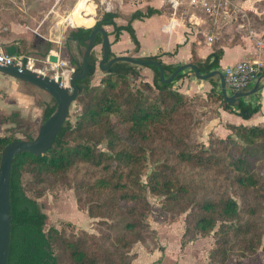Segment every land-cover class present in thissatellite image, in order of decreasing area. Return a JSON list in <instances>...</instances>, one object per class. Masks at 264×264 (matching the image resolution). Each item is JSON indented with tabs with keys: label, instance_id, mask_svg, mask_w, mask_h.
<instances>
[{
	"label": "trees",
	"instance_id": "obj_1",
	"mask_svg": "<svg viewBox=\"0 0 264 264\" xmlns=\"http://www.w3.org/2000/svg\"><path fill=\"white\" fill-rule=\"evenodd\" d=\"M156 13H160V10L149 8L146 13L136 12L127 25L120 26L115 22L118 13L106 12L92 27L71 29L65 44L71 57L72 75L83 69L89 37L97 27L112 26L114 42L120 39L123 31H127L138 49L140 43L132 21L150 17ZM249 16L252 26L264 33V16L254 12H249ZM13 43L15 42L10 44L13 45ZM100 45L103 46V35L98 33L89 56L88 75L76 81L79 88L76 101L82 105L78 125L75 127L72 125L69 114L48 152L42 155L20 153L13 159L8 264H104L90 252L89 248L90 240L98 238L86 232L83 234L73 232L68 235L64 229L59 230L55 227L45 229L48 216L38 200L42 196L41 190L47 186L49 178L65 177L81 165H89L100 168L104 173L109 172L111 177L117 178V181L112 185L109 180L102 177L90 185L79 182L76 188L80 208L85 209L86 202L83 203L79 194H86L89 190H99L120 194L119 198L107 197L110 201L107 211L120 212L118 201L124 203L127 201L128 208L125 209L127 211L129 209V213L132 211L133 215H142L146 201L144 189L138 183L139 170L142 167L141 157L144 155V146L140 143H151L157 140V137H163V142L169 141L178 150L177 159L179 158L183 163L213 170L221 177L223 170H226L227 176H233L231 182L234 186L237 185L254 194L255 203L252 202V204L256 207H250L251 203L246 204L249 205L246 208L250 216L248 219L241 217L242 208L239 202L229 195L218 200L210 199L200 203L196 211L188 217L189 225L186 231L190 238L206 236L220 221L222 227L217 231V244L219 243L220 246L212 251V256L214 254L220 256L213 257L211 264H225L223 258L227 261L231 254L254 259L259 248H263L264 251V176L262 175L264 126L229 124L232 133L227 139L212 138L209 150L199 149L197 145L189 142V129L192 122L191 99L174 88L175 83L185 76V70L177 74L174 81L165 83L160 78L158 66H147L154 73L152 82H143L140 87L131 89L125 85H128L129 77L140 75V67L130 62L119 61L115 62L110 70L105 71L107 77L102 81L103 86L93 87L91 82L101 59L96 48ZM222 56L223 49L217 46L207 59L196 61L194 64L198 66L201 74H207L219 69ZM113 57L114 54L110 51V58ZM146 59L160 61L166 78L179 67L163 63L158 56ZM209 80H214V77ZM216 87L217 82H213L210 94L220 100L225 110L236 113L243 119H250L259 112L258 105L253 106L242 99H239L238 103H228L224 99L223 92L217 91ZM41 105L43 124L55 112L57 101L51 96L49 102ZM158 126L162 128L151 134V128ZM89 128L109 130L111 153L99 150L88 141L89 138L83 136ZM32 138L34 137L30 135L26 137V139ZM16 139L20 138L0 135V164L3 149ZM75 141L76 143L72 144ZM227 155L228 159H226ZM115 161L117 167H113ZM134 169L136 173H133ZM167 177L166 173L153 174L149 181L152 191L157 194L164 191L170 192L175 186V181L166 179ZM104 204L105 202L99 205L94 204L95 210L90 205L89 216L104 215L106 210L103 209ZM137 227V220L133 217L125 224L124 229L127 232H134ZM116 241L126 251L131 250L135 242L134 239L130 242L125 235L117 236ZM111 262L112 264H131L129 258L112 259Z\"/></svg>",
	"mask_w": 264,
	"mask_h": 264
},
{
	"label": "rangeland",
	"instance_id": "obj_2",
	"mask_svg": "<svg viewBox=\"0 0 264 264\" xmlns=\"http://www.w3.org/2000/svg\"><path fill=\"white\" fill-rule=\"evenodd\" d=\"M75 1L0 0V18L8 16L10 19L26 24L34 19L38 22L41 20L39 19L40 17L47 14L46 9H51L53 5L52 9L58 13L50 14L51 18L57 16L54 20V25L57 22L63 24L64 21H72V19L66 18L61 12H64L69 6H73ZM233 1L236 3V0ZM65 3L69 4V6L67 7ZM62 5H66L64 9ZM257 13L264 16V0L257 3ZM5 26L6 24L1 22V34L6 33ZM54 36L52 35L53 38L59 39V37ZM57 43L55 48L58 50V53H54L59 58L57 63H52L45 52L23 53L40 59L38 68L45 75L52 78L58 77L59 82L63 83L66 87H70L73 72V66L70 62L71 57L64 40L63 42L59 40ZM0 44L5 47L4 43L0 42ZM61 50L68 52L66 56L68 61H63V57L61 59ZM96 51L101 55L102 59V45L98 46ZM139 67L141 71L140 75L129 77L127 81L128 85L126 84L125 86L136 89L143 82H152L154 73L152 78L147 79L146 75L142 74V67ZM188 73L194 75L192 70H185V76ZM105 77H107V73L98 67L91 85L93 87H102V81ZM174 88L180 91L181 87L175 83ZM216 90L220 91L218 86ZM211 91L212 89L206 96L200 93L189 95L180 91L191 99L190 112L192 113V122L189 129V142L197 145L199 149L204 148L209 150L212 138L225 140L232 133V130L228 126L231 123H227L224 128L222 122L217 123L219 108H223V106L217 97L211 96ZM50 100L51 96H40L37 102L41 105ZM81 113L82 105L75 101L71 106L69 115V120L74 127L78 125ZM11 115H9V118H6L0 114V121L3 124L10 122L11 126L2 129L3 125L0 122V135H12L20 139H26L29 135L32 137L37 135L42 125V120H40L39 116L38 120H34L31 117L25 116L21 118L17 114L12 117ZM160 128L162 126H158L157 128L152 127L150 133L154 134ZM109 135L110 132L106 128H89L83 134L84 137L89 138L88 141L93 146H97L99 150H103L106 153H111L112 150L109 149ZM74 143L76 141L72 142V144ZM140 144L144 146V155L141 157L142 167L139 170L138 183L144 189L146 201V207L145 209L143 208L144 212L142 215H133L134 212L132 211H130L132 214L129 213V209L128 211L125 209L128 208L127 201L125 203L118 201L117 204H119L118 208L120 212L107 211L106 208L110 203L107 197L111 199L119 198L120 194L101 192L99 190H89L86 194H79L82 201H84L83 203L86 202L84 204L85 209L80 208L76 188L79 182L90 185L102 177L109 180L112 185L117 181V178L111 177L109 172L104 173L100 168L81 165L65 177L49 178L46 183L47 186H44L41 190L42 196L38 200L42 205L43 211L48 216L45 229L48 230L51 227L59 230L64 229L68 235L73 234V232L76 234L86 232L98 238L97 240H90L89 248L90 252L104 264H112V259L125 260V258H129L131 264H211L213 257L220 256L216 254L212 256V251L220 246L219 243L217 244V231L221 229L222 222L219 221L214 230L206 236L190 238L189 233H186L187 226L189 225L188 217L192 212L196 211L198 205L203 201L210 199L218 200L230 195L239 202L242 208L241 217L248 219L250 216L246 208L249 205L246 204L251 203L250 207H256L255 204H252V202L255 203L254 194L237 185L234 186L231 182L233 176H227L226 170H223L221 177L217 175L219 174L218 172H214L213 170L194 167L191 163H183L176 157L178 150L169 141L163 142V137H157V140H153L148 144L146 142ZM120 145H123L122 142ZM226 159H228V155ZM116 163L115 161L113 167H117ZM228 168L230 169V167ZM133 173H136V169H134ZM155 173L161 175L166 173L168 176L166 179L170 178L175 181V186L172 187L170 192L164 191L157 194L152 191L149 181ZM262 175L264 176V166L262 167ZM104 202L103 209H106L104 215L98 217L89 216L88 208L90 205L95 210L94 204L99 205V203ZM133 217L136 218L138 227L134 232H127L124 226ZM120 235H125L130 242L133 239L135 240L131 250H123L117 243L116 237ZM223 260L225 264H264V251L263 248H259L254 259L231 254L228 258L229 261L227 260L228 262L224 258Z\"/></svg>",
	"mask_w": 264,
	"mask_h": 264
},
{
	"label": "crops",
	"instance_id": "obj_3",
	"mask_svg": "<svg viewBox=\"0 0 264 264\" xmlns=\"http://www.w3.org/2000/svg\"><path fill=\"white\" fill-rule=\"evenodd\" d=\"M184 3L179 11L169 8L168 0H76L73 6L67 4L66 18L72 19L74 26H70L67 21L62 24L51 18L50 14L55 13L52 8L46 9L47 14L40 17L38 22L33 20L30 23H22L10 19L8 16L0 18L4 22L6 33H0V42L5 48L8 44L15 45L19 53L45 52L46 55L58 53L55 48L57 41L64 43L67 41L69 29L77 27H92L106 12L118 13L115 22L120 26H125L136 12L146 13L149 8L160 10V13L153 14L143 19H135L132 26L136 37L140 43L138 49L132 41L130 34L123 31L120 39L114 42L112 34L113 27L107 26L111 42L110 51L115 56H131L140 59L158 56L160 60L168 65L181 66L187 63H196L207 59L217 46L223 49V56L220 60L219 70L224 71L227 67L233 66L244 60L257 61L262 65L258 78L249 86L245 92L252 91L261 79L257 92L240 99L255 106L260 110L250 119H243L236 113L219 108L217 123L222 122L223 128L227 123L245 126H264V50L259 51L253 39L246 31L237 30L236 21L219 19L213 21L204 11L193 7L190 0H183ZM261 0H236V3L249 12L257 13V3ZM66 5H62L64 9ZM69 28V29H68ZM262 32V31H261ZM60 33V34H59ZM214 34L216 40L209 44L206 35ZM52 35H55L53 38ZM10 44V45H11ZM19 49V50H18ZM56 49V50H55ZM103 50V46H102ZM61 59L68 61V52L60 51ZM70 56V55H69ZM71 62V58H70ZM142 67V74L147 79L152 78L153 71L147 66ZM190 70V69H186ZM214 80L199 79L191 73L185 78L176 82L180 85V91L189 95L200 93L205 95L212 89L213 82H217L219 90L222 91L221 80L218 75H214ZM217 80V81H216ZM227 95L232 96L235 92L227 85ZM40 96H51L39 87L0 73V114L9 118L15 114L18 117H28L42 120L43 107L37 100ZM239 99L235 103H238ZM1 122V121H0ZM2 123V122H1ZM14 123V122H11ZM3 128H9L10 122L3 124ZM1 129V131H2ZM226 131V130H225Z\"/></svg>",
	"mask_w": 264,
	"mask_h": 264
},
{
	"label": "water",
	"instance_id": "obj_4",
	"mask_svg": "<svg viewBox=\"0 0 264 264\" xmlns=\"http://www.w3.org/2000/svg\"><path fill=\"white\" fill-rule=\"evenodd\" d=\"M98 33L103 35V57L99 62V68L103 71H108L115 62L124 61L130 62L139 66L156 65L160 70V78L165 83L174 81L177 74L190 69L199 79L205 80L218 75L221 80L222 92L225 101L230 104L236 102L237 99L247 97L257 92L261 79L258 81L256 87L250 92H236L232 96L227 95V83L224 72L216 69L207 74H201L200 69L194 63H187L179 66L168 78L165 77V70L160 61L150 59H140L131 56H115L110 58L111 42L107 30L103 27H97L89 37V44L85 51L83 59V69L81 72L72 75L70 80V87L62 85L55 78L38 72L20 68L16 65H6L0 62V73L10 77L31 83L40 89L49 93L56 101L57 108L52 116L43 123L37 135L32 139H16L5 146L2 151V159L0 164V264H8L10 237H11V206H10V189H11V171L13 159L20 153H32L34 155H42L50 150L56 141V138L68 119L72 104L76 101L79 88L76 81L83 79L88 75L89 71V56L94 48L95 37ZM8 55L13 56L17 54V47L15 45H8L6 47ZM49 60L52 63H57L59 58L55 54L49 55Z\"/></svg>",
	"mask_w": 264,
	"mask_h": 264
},
{
	"label": "built area",
	"instance_id": "obj_5",
	"mask_svg": "<svg viewBox=\"0 0 264 264\" xmlns=\"http://www.w3.org/2000/svg\"><path fill=\"white\" fill-rule=\"evenodd\" d=\"M91 1V0H87ZM183 0H168L169 7L174 11H179L183 5ZM190 4L202 11L213 21L226 19L237 22L238 31H246L247 35L254 40L259 51L264 50V33L256 30L252 26V21L247 11L236 4L233 0H190ZM70 26H74L73 21H67ZM214 34L206 35V40L212 44L216 40ZM49 59V58H48ZM41 60L35 56L24 53H17L10 56L6 48L0 44V62L6 65H16L45 75L38 68ZM54 65V64H53ZM262 65L257 61L244 60L224 69L227 85L236 93L245 91L258 78ZM59 81L58 77H55ZM61 83V82H60ZM63 85V83H61Z\"/></svg>",
	"mask_w": 264,
	"mask_h": 264
}]
</instances>
